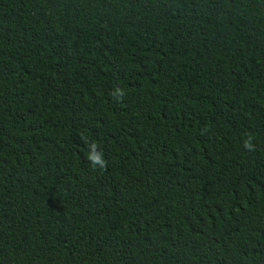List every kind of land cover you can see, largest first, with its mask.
Here are the masks:
<instances>
[{"label":"trees","instance_id":"1","mask_svg":"<svg viewBox=\"0 0 264 264\" xmlns=\"http://www.w3.org/2000/svg\"><path fill=\"white\" fill-rule=\"evenodd\" d=\"M0 264H264V0H0Z\"/></svg>","mask_w":264,"mask_h":264},{"label":"clouds","instance_id":"2","mask_svg":"<svg viewBox=\"0 0 264 264\" xmlns=\"http://www.w3.org/2000/svg\"><path fill=\"white\" fill-rule=\"evenodd\" d=\"M111 94L117 100L122 99L126 95L125 90L119 87L115 88ZM82 139L84 138L82 137ZM253 139L254 137L251 134H247L242 141L244 149H246L248 152H254L256 150ZM97 149L98 145L95 142L90 143L88 145V153L86 158L93 170H96L97 168L106 169L107 161L104 159L103 153Z\"/></svg>","mask_w":264,"mask_h":264}]
</instances>
